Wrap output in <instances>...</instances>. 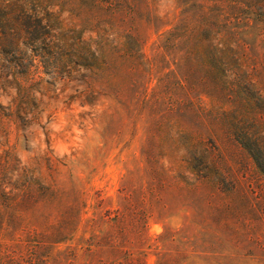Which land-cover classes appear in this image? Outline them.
<instances>
[{
  "label": "rangeland",
  "instance_id": "rangeland-1",
  "mask_svg": "<svg viewBox=\"0 0 264 264\" xmlns=\"http://www.w3.org/2000/svg\"><path fill=\"white\" fill-rule=\"evenodd\" d=\"M144 1L100 66L52 78L20 52L3 71L0 264H264L262 36L220 51L182 0ZM204 56L224 93L198 83Z\"/></svg>",
  "mask_w": 264,
  "mask_h": 264
},
{
  "label": "trees",
  "instance_id": "trees-1",
  "mask_svg": "<svg viewBox=\"0 0 264 264\" xmlns=\"http://www.w3.org/2000/svg\"><path fill=\"white\" fill-rule=\"evenodd\" d=\"M138 1L145 3L144 0H0V75L3 73L0 90L2 82L8 77L3 71L21 65L14 60L20 52L36 59L42 71L52 78L59 72L68 77L78 69L100 66L109 50H119L110 38V20L114 16L118 18L122 14L131 16L136 13ZM182 2L184 12L194 11L200 19L198 24H191L183 31L199 38L201 35L205 37L203 39H209V32L215 33V46L220 47V51L231 48V43L235 42L232 40L234 31L237 30L244 33L247 29L258 31L256 34L264 41V0ZM188 22L185 21L184 25ZM222 33L226 34V38ZM123 37L122 45L135 54V59L141 58L138 40L130 34ZM210 58H201V76L197 81L204 85L206 95H210L212 90L222 94L228 87L224 86L229 81L227 68L217 65L211 68ZM224 60L220 58L218 63L226 65ZM242 71L245 73V70ZM207 73L210 79H206ZM245 83L250 84L251 78L248 77Z\"/></svg>",
  "mask_w": 264,
  "mask_h": 264
}]
</instances>
